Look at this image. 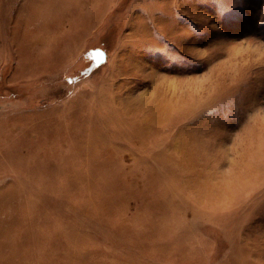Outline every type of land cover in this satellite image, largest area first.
<instances>
[{
  "label": "rangeland",
  "instance_id": "obj_1",
  "mask_svg": "<svg viewBox=\"0 0 264 264\" xmlns=\"http://www.w3.org/2000/svg\"><path fill=\"white\" fill-rule=\"evenodd\" d=\"M0 264H264V0H0Z\"/></svg>",
  "mask_w": 264,
  "mask_h": 264
}]
</instances>
